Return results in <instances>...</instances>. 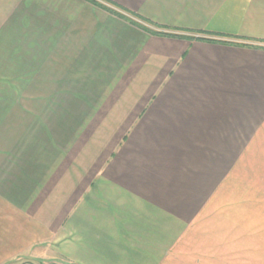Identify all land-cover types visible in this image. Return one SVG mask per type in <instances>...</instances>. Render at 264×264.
<instances>
[{
	"label": "crops",
	"instance_id": "1",
	"mask_svg": "<svg viewBox=\"0 0 264 264\" xmlns=\"http://www.w3.org/2000/svg\"><path fill=\"white\" fill-rule=\"evenodd\" d=\"M106 1L0 0V264H264V0Z\"/></svg>",
	"mask_w": 264,
	"mask_h": 264
},
{
	"label": "trees",
	"instance_id": "2",
	"mask_svg": "<svg viewBox=\"0 0 264 264\" xmlns=\"http://www.w3.org/2000/svg\"><path fill=\"white\" fill-rule=\"evenodd\" d=\"M90 1H92V2H94V3H96V4H99V5H102L101 3H99L97 0H90ZM103 7H105L106 9H108V10H110L111 12H113V13H115V14H117V15H119V16H121V17H124L125 19H127V20H129L130 22H132V23H134V24H137V25H139V26H141L142 28H144V29H146V30H148V31H150V32H152V33H158V34H170V33H168V32H163V31H156V30H153L152 28H150V27H148V26H146V25H144V24H142V23H140V22H138L137 20H135L134 19V17L136 16V15H134V14H131V13H127V12H125V11H120V10H118V9H114V8H112V7H108V6H105V5H102ZM137 17V16H136ZM135 17V18H136ZM170 35H174V34H170Z\"/></svg>",
	"mask_w": 264,
	"mask_h": 264
},
{
	"label": "rangeland",
	"instance_id": "3",
	"mask_svg": "<svg viewBox=\"0 0 264 264\" xmlns=\"http://www.w3.org/2000/svg\"><path fill=\"white\" fill-rule=\"evenodd\" d=\"M99 3H101L102 5L108 6V7H112L114 9L118 8L112 4H110L109 2H107L106 0H97ZM38 264H49V262L43 263L42 261H39Z\"/></svg>",
	"mask_w": 264,
	"mask_h": 264
}]
</instances>
